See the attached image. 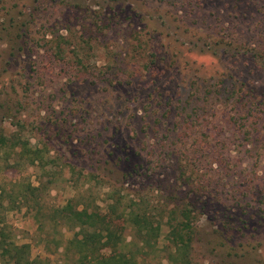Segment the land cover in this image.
I'll return each mask as SVG.
<instances>
[{
  "label": "rangeland",
  "instance_id": "obj_1",
  "mask_svg": "<svg viewBox=\"0 0 264 264\" xmlns=\"http://www.w3.org/2000/svg\"><path fill=\"white\" fill-rule=\"evenodd\" d=\"M263 94L264 0H0V227L76 264L69 201L127 241L122 207L208 203L191 264H264Z\"/></svg>",
  "mask_w": 264,
  "mask_h": 264
},
{
  "label": "trees",
  "instance_id": "obj_2",
  "mask_svg": "<svg viewBox=\"0 0 264 264\" xmlns=\"http://www.w3.org/2000/svg\"><path fill=\"white\" fill-rule=\"evenodd\" d=\"M121 204L116 202L110 207L116 212L122 207ZM80 205L83 203L69 201L56 210L58 218L76 230L73 238L65 245L66 253L69 252L77 258L76 264H142L150 252L147 250L157 245L166 224L170 226L167 237L171 249L169 262L191 264L188 249L192 247L196 227L191 224L190 210L207 209L208 203L194 204L190 208L185 204H177L167 215L166 223L157 219L151 210H142L137 203L133 204L134 209L129 208L130 213L129 209L122 207L120 217L126 218L135 231L130 241L117 232V227L108 213L89 209L85 205L81 208ZM40 224L44 226L42 221ZM4 230V227H0V264H48L42 258L32 257L30 243L19 244ZM135 243V250L129 248V245Z\"/></svg>",
  "mask_w": 264,
  "mask_h": 264
}]
</instances>
